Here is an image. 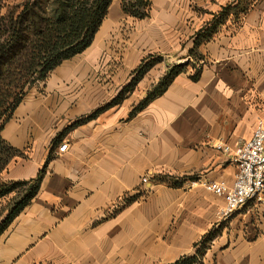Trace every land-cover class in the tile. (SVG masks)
<instances>
[{
	"label": "crops",
	"instance_id": "obj_1",
	"mask_svg": "<svg viewBox=\"0 0 264 264\" xmlns=\"http://www.w3.org/2000/svg\"><path fill=\"white\" fill-rule=\"evenodd\" d=\"M234 1L151 0L138 20L113 0L91 46L26 95L1 132L23 156L1 180H33L53 159L2 234L0 264H174L208 234L204 264H264V195L224 220V200L203 187L233 184L236 150L264 124V0L219 26L197 48L200 61L190 58L197 34ZM150 56L163 59L109 107ZM188 62L201 68L197 81L190 65L131 116ZM164 176L182 186L156 182Z\"/></svg>",
	"mask_w": 264,
	"mask_h": 264
},
{
	"label": "trees",
	"instance_id": "obj_2",
	"mask_svg": "<svg viewBox=\"0 0 264 264\" xmlns=\"http://www.w3.org/2000/svg\"><path fill=\"white\" fill-rule=\"evenodd\" d=\"M27 1L21 7L20 12L13 13L10 17L6 39L8 46L14 45V49L17 44L22 46L27 44L26 47L30 44L31 49L28 46L30 49L28 51L31 52L28 54L29 56L27 55V59H22V61L15 60L16 56L14 57L13 64L15 65L14 71L16 74L8 75L10 72L0 73L8 81L0 89V200L13 194L18 187L24 189V195L19 196L17 201L15 200L16 203L10 209H7L5 216L6 209L0 211V218H2L0 220V238L23 209L37 197L47 165L53 159V153H51L43 170L33 180L23 182L2 181L1 176L11 162L18 157H22L23 154L5 142L1 137V132L5 124L12 118L14 111L22 103L27 87H31L36 81L45 82L48 75L62 62L82 54L91 46L113 0H52V2L46 0L48 2L47 5L51 7L48 17H45V14L48 15L49 8L43 7L42 2L44 0L40 2V8H37L36 1ZM29 3L31 4L29 5ZM150 5L151 0H123L122 10L124 14L134 19L142 20L148 17ZM251 5V0H235L232 4L222 8L219 13L214 14L211 22L208 23L209 26L195 37L194 49L190 52V58H194L195 62L200 61L201 58L196 52L197 48L203 42L212 40L217 28L232 16L235 21H238ZM16 51L17 49L14 51V55ZM3 52L0 51V54L2 55ZM161 61L162 57L160 56H150L144 59L130 83L123 88L109 107L121 103L126 95L134 91L144 75ZM190 65L192 64L188 62L171 68L160 80L155 90L147 95L132 112L131 116L142 110L153 99L161 96L172 84L175 77L184 73ZM192 68L195 72L191 76V80L197 81L200 77L201 68H197V64L192 65ZM100 112L101 110L88 119L74 123L69 129L94 118ZM156 182L174 188L182 186L181 182L167 176L156 178ZM212 238V234L205 236L195 246L196 250L193 256L181 258L174 264H204L205 255Z\"/></svg>",
	"mask_w": 264,
	"mask_h": 264
},
{
	"label": "built area",
	"instance_id": "obj_3",
	"mask_svg": "<svg viewBox=\"0 0 264 264\" xmlns=\"http://www.w3.org/2000/svg\"><path fill=\"white\" fill-rule=\"evenodd\" d=\"M218 150L229 153V147L217 146ZM67 150V144L59 148L60 153ZM233 162L237 173L233 184L225 182L204 183L203 187L224 200L220 217L227 220L249 203L258 201L264 195V124L259 123L254 129L251 139L241 144L235 152ZM147 177L142 184L147 185ZM148 191V189H144Z\"/></svg>",
	"mask_w": 264,
	"mask_h": 264
},
{
	"label": "rangeland",
	"instance_id": "obj_4",
	"mask_svg": "<svg viewBox=\"0 0 264 264\" xmlns=\"http://www.w3.org/2000/svg\"><path fill=\"white\" fill-rule=\"evenodd\" d=\"M34 1L37 2V4H36L37 8H40V6H39V5H41L40 2H42L43 0H31V2H34ZM27 2H28L27 0H0V51H4L2 55L0 54V66H1L0 67V73L1 74H5L7 72H10L8 75L16 74V72L14 71L15 70V65L13 64L14 57L16 56L15 60L22 61V59H27V55L30 54V52H31V51H28V50L31 49L30 48V44L28 45L30 49L28 48V46L26 47L27 44H23L24 46H22L21 44H17L16 48L14 49V45L13 46H8L9 44L7 43L8 41L6 39L7 36H8L7 27H8V22H9L10 17L13 15V13L20 12L21 9H22L21 7L24 6ZM49 2H52V0H49ZM47 3L48 2H46V0H44L42 2L43 7H48L49 8L48 15L45 14V17L49 16V14H50L49 12L51 10V7L48 6ZM122 3H123V0H121V9H122ZM30 4L31 3H29V5ZM127 16H129V15H127ZM130 18H132V17H130ZM32 36H34V35H32ZM2 48H5V49H2ZM16 49H17V51L15 52V55H14V51ZM191 59L193 61H195L194 58H191ZM65 62L66 61L62 62L58 67H60ZM175 66H177V65H174L173 67H175ZM58 67L56 69H58ZM56 69H54L48 75V77L45 80V82H37L36 81V82H34L32 84L31 87H27L26 90H25V93H26L25 97L33 88L34 89H41V88L45 87L46 84L48 83V79L50 78V75H52V73ZM5 82L8 83V81H6V77L3 76V75H0V83H1L0 89L2 88L3 85H5ZM49 85H51V84H49ZM155 88H152V91L150 93H152L155 90ZM23 190H24L23 188H19L18 187V188H16L14 190L13 194H11L10 196L0 200V211H2L3 209H6V212L4 213V216L7 214V209H10V207L14 203H16L15 200L17 201L19 196H23L24 195L23 194V192H24ZM1 219L2 218H0V220Z\"/></svg>",
	"mask_w": 264,
	"mask_h": 264
}]
</instances>
